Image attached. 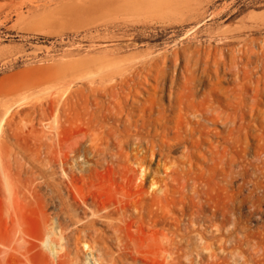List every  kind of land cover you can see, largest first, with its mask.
I'll list each match as a JSON object with an SVG mask.
<instances>
[{"label": "rangeland", "instance_id": "1", "mask_svg": "<svg viewBox=\"0 0 264 264\" xmlns=\"http://www.w3.org/2000/svg\"><path fill=\"white\" fill-rule=\"evenodd\" d=\"M86 255L264 264V0H0V264Z\"/></svg>", "mask_w": 264, "mask_h": 264}, {"label": "bare ground", "instance_id": "2", "mask_svg": "<svg viewBox=\"0 0 264 264\" xmlns=\"http://www.w3.org/2000/svg\"><path fill=\"white\" fill-rule=\"evenodd\" d=\"M142 173V172H141ZM53 220H55V219H53ZM53 222V221H52ZM55 223H56V221H54ZM53 225V224H52ZM48 226V225H47ZM59 228V229H58ZM55 229H57V232H58V234L60 235L61 234V228L60 227H56ZM51 231V230H50ZM56 231V230H55ZM57 236V235H56ZM129 237V236H128ZM50 238V237H49ZM60 238H62V237H60ZM130 239L132 240V237H130ZM129 239V240H130ZM61 240V239H60ZM54 241V240H53ZM59 241V240H58ZM130 242V241H129ZM131 243V242H130ZM133 243H134V241L132 240V243H131V245H133ZM60 244V243H59ZM62 245V244H61ZM60 245V246H61ZM87 245H89V244H87ZM55 246V245H54ZM84 247H88V246H85V243H84ZM87 249H89V248H87ZM54 250V249H53ZM55 252L56 251H54V254H55ZM88 253V252H87ZM90 253V252H89ZM91 254V253H90ZM92 259V258H91ZM91 261H94V260H91ZM90 261V257L88 256V255H86V264H92V262ZM85 263V262H84ZM94 264V263H93Z\"/></svg>", "mask_w": 264, "mask_h": 264}]
</instances>
